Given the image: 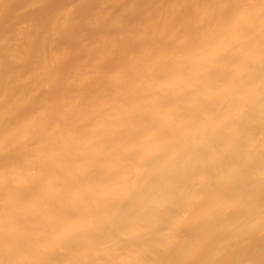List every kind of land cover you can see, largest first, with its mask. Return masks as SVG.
Here are the masks:
<instances>
[{
    "label": "bare ground",
    "instance_id": "6f19581e",
    "mask_svg": "<svg viewBox=\"0 0 264 264\" xmlns=\"http://www.w3.org/2000/svg\"><path fill=\"white\" fill-rule=\"evenodd\" d=\"M0 264H264V0H0Z\"/></svg>",
    "mask_w": 264,
    "mask_h": 264
}]
</instances>
